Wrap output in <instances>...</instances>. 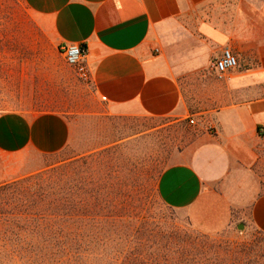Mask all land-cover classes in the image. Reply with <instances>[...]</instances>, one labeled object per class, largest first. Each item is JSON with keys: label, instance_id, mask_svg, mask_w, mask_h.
I'll return each mask as SVG.
<instances>
[{"label": "crops", "instance_id": "1", "mask_svg": "<svg viewBox=\"0 0 264 264\" xmlns=\"http://www.w3.org/2000/svg\"><path fill=\"white\" fill-rule=\"evenodd\" d=\"M22 2L56 47H86L91 89L108 114L186 119L185 84L204 79L212 103L207 80L215 74L222 104L196 112L201 117L193 142L162 169L156 190L164 204L185 210L206 231L224 227L235 210L246 208L250 224L264 232V193L258 194V169L264 168V7L252 0ZM225 48L237 56V65L218 74L213 60ZM68 140L60 114L0 110V183L11 177L8 157L55 153Z\"/></svg>", "mask_w": 264, "mask_h": 264}, {"label": "rangeland", "instance_id": "2", "mask_svg": "<svg viewBox=\"0 0 264 264\" xmlns=\"http://www.w3.org/2000/svg\"><path fill=\"white\" fill-rule=\"evenodd\" d=\"M252 2L264 7V0ZM0 78V110L54 112L69 126L68 143L57 154L29 151L8 157L11 177L0 184L36 173L62 158H111L122 168L114 166L126 177L124 184L130 185L134 172L141 173V187L135 188V204L130 209L137 211V217L131 226L141 230L144 253L164 256L157 264H242L243 253L263 251L264 240L250 224L246 208L235 210L224 227L206 231L195 225L185 210L165 205L156 190L162 169L173 162L179 149L193 142L201 117L196 112L208 104H222L221 80L215 74L207 80L216 98L212 103L205 94L204 79L191 81L192 86L191 82L185 84L184 97L190 109L186 119L108 114L94 97L90 79L83 81L77 76L50 34L32 22L22 0H0ZM14 165L18 167L11 168ZM155 168L156 176H151ZM258 172V194H262L264 168ZM249 264H254L252 259Z\"/></svg>", "mask_w": 264, "mask_h": 264}, {"label": "trees", "instance_id": "3", "mask_svg": "<svg viewBox=\"0 0 264 264\" xmlns=\"http://www.w3.org/2000/svg\"><path fill=\"white\" fill-rule=\"evenodd\" d=\"M114 162L62 158L0 184V264L160 263V254L143 252L141 230L131 226L141 173L126 185ZM248 253L242 264H264V249Z\"/></svg>", "mask_w": 264, "mask_h": 264}, {"label": "built area", "instance_id": "4", "mask_svg": "<svg viewBox=\"0 0 264 264\" xmlns=\"http://www.w3.org/2000/svg\"><path fill=\"white\" fill-rule=\"evenodd\" d=\"M59 52L65 62L73 67L81 80L88 81L90 79V72L86 66L87 49L84 45L66 43L59 47ZM236 65L237 60L235 55L227 48L223 49L221 54L213 60V67L218 74H223ZM190 122H193V119H190Z\"/></svg>", "mask_w": 264, "mask_h": 264}]
</instances>
